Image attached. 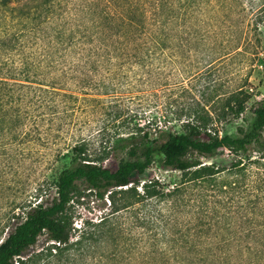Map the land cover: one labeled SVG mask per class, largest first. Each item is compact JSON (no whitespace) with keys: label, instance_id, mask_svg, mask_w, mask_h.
Here are the masks:
<instances>
[{"label":"trees","instance_id":"1","mask_svg":"<svg viewBox=\"0 0 264 264\" xmlns=\"http://www.w3.org/2000/svg\"><path fill=\"white\" fill-rule=\"evenodd\" d=\"M176 1L177 7L166 0H95L92 7L72 10L61 8V0H0L3 165L25 157L31 144L57 145L54 162L70 154L50 184L49 202L12 204L3 213L0 264H264L258 235L264 229V97L250 106L249 125L219 134L220 117L237 119L255 92L243 85L227 92L214 87L204 100L181 107L188 118L174 132L156 119L147 128L130 125L115 94L122 82L87 78L99 71L114 76L131 69L132 61L144 66L165 49L173 55L177 50L168 46L175 40L206 38L210 32L196 24L202 8H264V0ZM226 29L221 57L240 53L247 40L243 27ZM69 82L103 92L78 96L63 88ZM145 83L155 90L159 73L149 70ZM88 102L109 108V114L85 138L68 127ZM107 124L125 132L106 134ZM100 134L106 135L96 149L92 142ZM219 150L231 156L229 167L200 161ZM116 152L124 158L111 160ZM155 154L163 167L180 174L179 182L168 186L159 178H141ZM80 190L99 198L107 194L111 209L75 228L71 202ZM151 203L161 205L156 215ZM42 235L46 246L30 252Z\"/></svg>","mask_w":264,"mask_h":264},{"label":"rangeland","instance_id":"2","mask_svg":"<svg viewBox=\"0 0 264 264\" xmlns=\"http://www.w3.org/2000/svg\"><path fill=\"white\" fill-rule=\"evenodd\" d=\"M166 1L167 3L174 2L175 7L178 5L176 0ZM181 2L180 5H182ZM95 3V0H61L60 7L75 10L83 8L87 4L92 7ZM197 12V26L202 30H207L208 33L210 32L206 38L193 40L187 44L176 40L170 42L168 47L175 48L177 53L170 55L166 53L165 49V54L162 53L155 59L146 60L144 66L142 63L132 61L131 69L116 70L115 73L119 74L114 76L103 71L87 76L91 82L96 83L110 80L122 82L115 94L119 98V107L122 108V118L130 125L137 124L141 128H147L148 120L156 119L159 124L166 122L168 129L180 132L179 124L188 118L185 112L181 113L182 106L192 105L194 100H204L202 98H205L206 95L213 94L214 87H217L218 92H227L242 85L250 86L255 95L252 96L245 111L237 119H232L229 116L220 117L219 134H235L238 126L246 127L251 123L252 114L249 108L258 99L264 97V8H226L224 12L219 8H202ZM253 26L258 27L259 41H256L252 36ZM226 27L232 31L243 27L247 40L238 49L240 53L221 57L225 51L220 54L219 51L225 50L223 46L226 44L219 43V40H223L221 34L227 32ZM181 47H188L189 53L178 52ZM126 64L124 63V65ZM149 70H156L159 73V84L155 90L149 89L145 83ZM63 88L78 96H82L81 92L88 94L103 92L92 91L87 87L76 89L74 82H69ZM88 96L106 97L104 95ZM99 106L100 104L95 102H88L85 110L77 109L74 114L78 121L68 128L76 133L80 131L85 138L89 134L95 135L99 126H102L101 122L108 118L107 114H109V108H100ZM116 129L107 124L106 134L111 135L115 130L116 137H118L117 135L120 136L125 132L123 127ZM106 134L98 135L92 142L96 149L101 148L100 142ZM56 146L50 143L46 145L42 143L40 146L31 144L26 150L25 157L14 161L8 167L3 165L0 158V221L3 213L8 211L9 207L13 206L12 204L36 203L39 200L49 202L54 196L50 184L55 181L58 171L68 165L70 158V154L67 153L66 157L54 162L52 157L55 155ZM122 158H124L123 153L116 152L111 160L119 161ZM200 161L229 167L231 156L227 151L219 150L208 157L200 158ZM103 164L106 165L108 162L104 161ZM149 176L159 178L168 186L174 185L180 180L178 172L163 167L159 154L154 155L150 169L146 176L141 178ZM230 178L232 177L230 176L228 179ZM106 195L99 198L88 190H80L75 194L71 202L75 228H83L85 223L97 222L110 211L111 207ZM17 206L14 209L15 212L18 211ZM160 206L151 203L149 210H153L152 214L156 215ZM161 212L164 213L162 210ZM159 220L161 221V219ZM258 235L261 242L259 246L264 253V229L258 230ZM46 242V236H40L30 252L46 246Z\"/></svg>","mask_w":264,"mask_h":264}]
</instances>
